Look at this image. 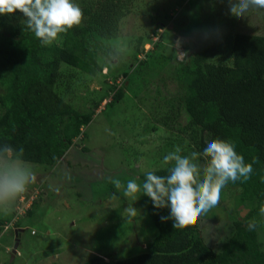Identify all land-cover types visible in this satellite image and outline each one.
<instances>
[{
    "label": "trees",
    "instance_id": "obj_1",
    "mask_svg": "<svg viewBox=\"0 0 264 264\" xmlns=\"http://www.w3.org/2000/svg\"><path fill=\"white\" fill-rule=\"evenodd\" d=\"M135 3L136 0H80L84 13L81 24L60 34L46 47L24 28L23 14L0 15V148L5 143L15 148L22 146L23 159L44 166L47 172L64 162L71 148L85 139L84 128L105 100H109L107 106L123 100L126 82L119 87L117 82L113 85L103 80L113 51L100 49L98 42L118 37L121 22L133 11ZM175 25L176 32L190 31ZM219 28H193L199 31L194 41L196 51L191 54L185 44L183 49L188 55L181 62L151 54L149 60L141 61V65L149 64L157 76L159 73L172 78L177 72V81L184 84L183 92L173 95H164L157 89L161 101H151L146 107L154 121V137H158V131L167 132L159 139L165 154L177 146L182 155L203 151L207 142L216 138L233 142L245 162L253 164L254 172L248 181L228 185L242 190L240 199L251 212L244 220L234 222L235 230L228 242L215 251L205 242L199 222L174 229L171 220L160 219L169 215V209L154 208L147 197L145 210L159 233L149 250L114 264H264V244L258 230L260 227L264 232V222H259L255 231L245 227L260 213V204L264 202V34ZM202 32L205 37L200 35ZM156 35L158 32L149 39ZM139 42L136 56L143 51L142 38ZM100 58L107 66L99 63ZM122 76L128 78L132 74L125 69ZM96 80L114 94L107 92L91 99L81 93ZM143 102L148 99L142 97L139 103ZM88 104L92 105L90 109L86 108ZM151 141L155 143L152 138ZM152 171L162 176L168 174L166 168ZM145 173L139 175L140 183ZM35 191L39 198L25 212L27 216H32L33 209L48 196L42 188ZM107 258L94 256L85 264H109Z\"/></svg>",
    "mask_w": 264,
    "mask_h": 264
},
{
    "label": "rangeland",
    "instance_id": "obj_2",
    "mask_svg": "<svg viewBox=\"0 0 264 264\" xmlns=\"http://www.w3.org/2000/svg\"><path fill=\"white\" fill-rule=\"evenodd\" d=\"M173 1L136 0L133 11L121 22L118 37L98 42L100 49L113 51L108 66L103 58L99 60L107 66L103 71L107 77L103 80L109 84L117 82L119 87L126 82V96L109 106V100H105L95 110L92 122L84 128L85 139L71 148L60 165L46 172L44 166L30 163L35 180L13 202L8 215L0 213V264H85L94 256H106V262L114 264L149 250L159 232L146 213L147 196L140 193L138 200H130L123 195V188L116 189L108 178H119L122 182L138 178L140 183L141 173L162 169L160 162L166 154L159 139L167 136V132L158 131V137H154L151 131L154 121L146 104L161 101L157 89L164 95L168 92L173 95L182 93L184 84L177 81V72L172 78L159 73L157 76L149 64L141 65V61L149 60L148 54L158 59L163 55L178 62L181 58L185 60L180 54L185 44L191 54L196 51L194 41L199 31L193 28L217 31L219 27H227L232 32L264 34V9H251L245 18H236L228 14L227 3L220 0H177L176 4ZM74 2L81 6L80 0ZM214 18L218 20L216 24ZM174 23L176 28L190 31L176 32ZM154 32L158 35L150 40ZM200 35L205 37L206 33ZM140 38L143 51L136 56ZM125 69L132 77L122 76ZM107 92L110 96L114 94L98 80L89 83L88 89H81L91 99ZM142 97L148 102L139 103ZM91 106L88 104L86 108ZM151 138L155 143L150 142ZM40 188L47 191L45 201L33 209L32 216L26 213L18 216L20 203L29 204L24 207L29 209L31 199L35 195L39 198L35 190ZM241 192L240 188L227 184L221 191L219 204L197 220L205 242L215 251L228 242L235 230L234 222L244 220L251 212L241 201ZM129 204L138 209L133 218L124 214ZM253 219L264 222L260 213ZM17 227L25 232L12 259ZM258 230L264 244V232L260 227Z\"/></svg>",
    "mask_w": 264,
    "mask_h": 264
},
{
    "label": "clouds",
    "instance_id": "obj_3",
    "mask_svg": "<svg viewBox=\"0 0 264 264\" xmlns=\"http://www.w3.org/2000/svg\"><path fill=\"white\" fill-rule=\"evenodd\" d=\"M220 2H226L228 14L236 18H245L251 9H264V0ZM17 12L23 14L24 28L34 34L42 47L52 45L60 34L78 26L84 18L83 10L74 0H0V15ZM184 53L180 51L181 56L186 57ZM181 152V147L177 146L163 156L160 163L167 175L147 171L142 183L137 182L138 178L126 182L119 178L108 179L116 189L123 188V195L130 200H138V194L143 193L151 199L154 208L169 209V215L160 216L161 221L171 220L174 229H184L219 204L221 191L229 182H246L254 172L253 164L246 163L243 155L235 150V144L228 140L216 138L208 141L203 151H192L188 155ZM23 157L22 146L15 148L5 143L0 148V213L4 215L10 213L13 202L35 180L30 163ZM259 211L264 216V202ZM137 212L131 204L124 210L129 218L135 217ZM245 227L255 231L258 222L253 219Z\"/></svg>",
    "mask_w": 264,
    "mask_h": 264
},
{
    "label": "water",
    "instance_id": "obj_4",
    "mask_svg": "<svg viewBox=\"0 0 264 264\" xmlns=\"http://www.w3.org/2000/svg\"><path fill=\"white\" fill-rule=\"evenodd\" d=\"M245 212H247L246 210H245ZM25 232V229H18V230H16L15 231V234H16V243H15V246H14V249H13V251H12V259H13V254H15L16 252H17V250H18V247H19V245H20V238H21V235H22V233H24Z\"/></svg>",
    "mask_w": 264,
    "mask_h": 264
},
{
    "label": "built area",
    "instance_id": "obj_5",
    "mask_svg": "<svg viewBox=\"0 0 264 264\" xmlns=\"http://www.w3.org/2000/svg\"><path fill=\"white\" fill-rule=\"evenodd\" d=\"M36 193H38V191H36ZM37 198V195H35V198L33 197L31 200H32V202L35 200ZM31 202V203H32ZM30 203V204H31ZM27 205H29V204H27ZM27 205H23V207H21V206H19L17 209V215L19 216V215H22V214H24L25 212H26V209H28V207L25 209L24 207L25 206H27ZM16 219V218H15Z\"/></svg>",
    "mask_w": 264,
    "mask_h": 264
},
{
    "label": "flooded vegetation",
    "instance_id": "obj_6",
    "mask_svg": "<svg viewBox=\"0 0 264 264\" xmlns=\"http://www.w3.org/2000/svg\"><path fill=\"white\" fill-rule=\"evenodd\" d=\"M16 236V235H15Z\"/></svg>",
    "mask_w": 264,
    "mask_h": 264
}]
</instances>
